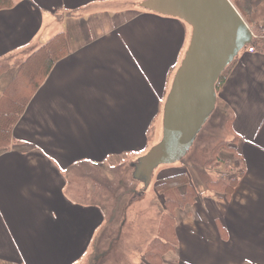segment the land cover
Segmentation results:
<instances>
[{
  "label": "crops",
  "instance_id": "0c3cea01",
  "mask_svg": "<svg viewBox=\"0 0 264 264\" xmlns=\"http://www.w3.org/2000/svg\"><path fill=\"white\" fill-rule=\"evenodd\" d=\"M12 1L0 9V63L8 64L0 98L20 63L51 38L63 33L67 53L0 153V264H118L107 244L140 253L145 238L135 213L108 236L111 211L95 200L89 174L141 164L156 144L192 29L145 8L148 0ZM232 1L244 17L264 9V0ZM259 20L255 50L237 55L217 89L232 113L243 174L229 198L199 193L175 210L177 246L162 264H264V14ZM157 230L145 231L153 238Z\"/></svg>",
  "mask_w": 264,
  "mask_h": 264
},
{
  "label": "water",
  "instance_id": "95a60500",
  "mask_svg": "<svg viewBox=\"0 0 264 264\" xmlns=\"http://www.w3.org/2000/svg\"><path fill=\"white\" fill-rule=\"evenodd\" d=\"M143 6L182 19L192 29L164 103L162 138L138 168L149 183L157 166L187 154L216 108L218 79L254 35L230 0H148Z\"/></svg>",
  "mask_w": 264,
  "mask_h": 264
},
{
  "label": "rangeland",
  "instance_id": "374dc122",
  "mask_svg": "<svg viewBox=\"0 0 264 264\" xmlns=\"http://www.w3.org/2000/svg\"><path fill=\"white\" fill-rule=\"evenodd\" d=\"M235 2H237V0H235ZM263 11L264 9H260L259 12L254 11L255 14L253 13L250 15L251 17H244L249 27L255 33H260L262 28L259 16L264 14ZM242 12L245 13L243 10ZM34 63V60L31 61L27 64V67H33ZM36 70L41 71V66H37ZM21 81L27 85L26 79L23 78ZM224 123L225 120L219 118L217 114L212 116V118L205 123L187 154L176 163L157 166L152 173L149 183L146 182L145 175L138 174L140 161L136 158L129 159L116 168L95 169L92 173L90 172L89 178L95 183V200L105 204L106 208L111 211L110 219L115 227L112 228V231L108 232V236L114 238L118 235L120 232L118 231L120 230L119 225L125 224L127 221L129 222V216L135 213L137 214L136 217L139 222V234L141 237L143 236V239L145 238V246L140 253L125 249L126 242L121 241L122 244L117 243L113 246L107 244L106 247L108 248L109 246L110 248L105 249L111 250L114 248L111 252L108 251V256L110 252V255L115 257V262L118 264H150L146 260L145 251L152 239H154L159 232L157 230L155 236L152 238L147 236L149 232L145 230H151V226L155 227L157 225L159 229L160 224L164 220L167 208L166 198L155 189L156 185L162 182L164 178L187 172L194 183L196 195L199 193L216 195L217 192L207 189V182L215 181L222 175L232 176L234 175L233 173L240 170V165H238L239 163L237 160L232 159V153L217 147L222 142L224 143V141L226 142L233 138V135L229 132V128L225 127ZM161 138L162 120L159 123L158 135L152 137L151 144L157 143ZM81 186L87 185L81 184ZM182 192H184V188H180L175 192L177 200H179L178 194ZM217 195L223 194L218 193ZM151 215H154L156 219H154V217L152 218ZM140 223L143 224L141 225L142 227H140ZM135 241L134 239V242ZM102 249L101 251H104ZM127 250L129 253H127Z\"/></svg>",
  "mask_w": 264,
  "mask_h": 264
},
{
  "label": "trees",
  "instance_id": "16d2710c",
  "mask_svg": "<svg viewBox=\"0 0 264 264\" xmlns=\"http://www.w3.org/2000/svg\"><path fill=\"white\" fill-rule=\"evenodd\" d=\"M12 5V0H0V9L8 8ZM257 42V39L253 38L248 46H257ZM66 53L67 44L65 35L60 33L51 38L44 46L28 57L26 61L20 63L21 66L17 76L9 84L3 96L0 98V153L10 148L13 142V128L25 111L30 98L46 78L54 63L65 56ZM33 60L35 62L33 67H27V64ZM235 60L236 58L218 79L216 84L217 89L227 78ZM39 65L41 66V71L36 70ZM7 68L8 64L5 62L0 63V74ZM23 78L26 79L27 85L22 83L21 80ZM216 114L219 118L225 120V127L229 128V132L233 135L231 140L224 141V143L222 142L217 147L230 151L233 158L238 161L240 170L233 173L234 175L232 176L222 175L215 181L207 182V189L217 192V194L222 193L229 198L239 178L243 174L244 164L243 159L235 148L238 137L233 130L231 111L225 105L217 103L210 118ZM180 188H184V192L178 194L179 200H177L175 192ZM155 189L159 194L165 196L167 208L164 220L158 229L159 234L150 242L145 251V257L150 264H162L163 256L177 246V239L174 235L175 210L194 202L197 195L194 183L187 172L164 178L162 182L156 185Z\"/></svg>",
  "mask_w": 264,
  "mask_h": 264
},
{
  "label": "built area",
  "instance_id": "2783aa9c",
  "mask_svg": "<svg viewBox=\"0 0 264 264\" xmlns=\"http://www.w3.org/2000/svg\"><path fill=\"white\" fill-rule=\"evenodd\" d=\"M249 51L253 52L254 51V48L253 47H250L249 48Z\"/></svg>",
  "mask_w": 264,
  "mask_h": 264
}]
</instances>
